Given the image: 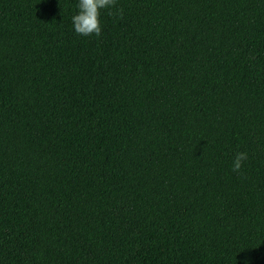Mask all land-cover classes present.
Returning <instances> with one entry per match:
<instances>
[{
	"label": "trees",
	"instance_id": "1",
	"mask_svg": "<svg viewBox=\"0 0 264 264\" xmlns=\"http://www.w3.org/2000/svg\"><path fill=\"white\" fill-rule=\"evenodd\" d=\"M77 4L0 0V264H264V0Z\"/></svg>",
	"mask_w": 264,
	"mask_h": 264
},
{
	"label": "clouds",
	"instance_id": "2",
	"mask_svg": "<svg viewBox=\"0 0 264 264\" xmlns=\"http://www.w3.org/2000/svg\"><path fill=\"white\" fill-rule=\"evenodd\" d=\"M116 4L117 0H78L76 5L78 13L71 18L75 33L84 37L92 35L100 37L102 33L100 23L102 10L115 9V11H109V15L115 18H123V9L117 8ZM247 159V152H237L232 162V171L239 173ZM245 264L248 262L246 261Z\"/></svg>",
	"mask_w": 264,
	"mask_h": 264
}]
</instances>
